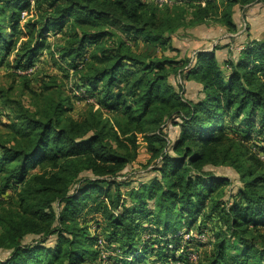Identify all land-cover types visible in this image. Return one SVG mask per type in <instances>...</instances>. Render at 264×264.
<instances>
[{"label": "trees", "instance_id": "16d2710c", "mask_svg": "<svg viewBox=\"0 0 264 264\" xmlns=\"http://www.w3.org/2000/svg\"><path fill=\"white\" fill-rule=\"evenodd\" d=\"M257 3L0 0V66L31 99L0 91L15 111L0 132V264H264V40L248 30L226 60L227 46L193 58L173 46L181 30L212 24L238 40L236 9ZM24 12L36 19L22 39ZM48 59L75 98L57 76H37ZM184 82L201 87L198 100ZM74 99L87 102L79 120ZM168 126L180 128L174 144ZM140 139L155 175L135 185L122 179ZM220 167L241 183L226 199L229 179L208 170Z\"/></svg>", "mask_w": 264, "mask_h": 264}, {"label": "rangeland", "instance_id": "374dc122", "mask_svg": "<svg viewBox=\"0 0 264 264\" xmlns=\"http://www.w3.org/2000/svg\"><path fill=\"white\" fill-rule=\"evenodd\" d=\"M34 15V12L23 13V19L21 22L22 34H20V38L23 39V37H26V30L24 26L29 20L36 19ZM235 15L240 30L238 40L231 41V36L225 31V29H223L219 24H212V26L204 25L195 29L181 30L173 40V46L180 50L181 56H188L191 58L194 57L196 52H211L218 46H227V49L219 51L217 53L220 60H226L227 58H233L234 54L232 55V53L235 52V54L238 55V53L243 49L242 43L246 41V34L248 30H250L249 33L251 34L252 39L264 40V4L257 3L245 9L237 8ZM50 40L51 42H56V38L54 37H51ZM140 51L147 54L155 52L154 49L147 48L142 44L140 45ZM167 55L171 57H176V54L173 52L167 53ZM43 58H46V56H44ZM11 61L12 56L10 57L8 62ZM38 68H41L39 70V73L37 74L38 77L41 72H46L48 74L57 76L60 80L63 81L62 83L66 85L67 91L68 93L70 91L71 97L75 98V94L73 93L72 89H70V85L68 83V80L66 79L67 71H63L56 68L54 64L50 61V59L45 60L43 65L38 64ZM183 86L185 89L186 98L198 100L201 97V87L198 84H195L193 82H184ZM32 87L34 89L40 88L38 82L32 84ZM2 90H4L5 93L6 91H9V94L7 95L8 98H11L12 100H23L27 105H31L30 96H28V94L23 91L22 83L14 76V73L8 66V63H5L4 65L0 66V91ZM86 105L87 102L74 99L73 111L70 115L76 120L81 119V117L85 114L87 110ZM14 116V109H10L4 106L3 100L0 98V132H6L5 126L6 124H10V121L14 118ZM179 134L180 128L178 127L168 126L163 129V135L165 136V138H167L169 144H174L179 138ZM140 143L141 146L139 148V158L135 164L127 168L124 175L125 177H123L122 179L123 181H134L136 182L135 185L142 181H148L155 175L151 173L153 166L149 164L151 155L148 153L146 144L143 143L142 139H140ZM208 170L211 171L216 177L229 179L230 184L225 187V199L228 198L230 193L235 194L238 188L241 186L239 176L232 168L220 167L209 168ZM8 196L14 198V190L10 191ZM12 203L15 204V202ZM86 213L87 212H85V214ZM99 216L100 215H92L87 217L89 219H94V223H90V227L93 228L95 226V220H100ZM186 239H188V236H186ZM200 239L204 243L207 241V239L203 236H201ZM206 250L210 251V248L200 249V254L201 252H205ZM109 254V252H104V258H107ZM6 256L7 253H1L0 260L5 259ZM200 256H202V254ZM105 264L110 263L106 262Z\"/></svg>", "mask_w": 264, "mask_h": 264}, {"label": "built area", "instance_id": "2783aa9c", "mask_svg": "<svg viewBox=\"0 0 264 264\" xmlns=\"http://www.w3.org/2000/svg\"><path fill=\"white\" fill-rule=\"evenodd\" d=\"M158 1H159L160 4H165V3L168 2V0H158ZM100 244H101V243H100ZM193 256H196V255H192V256H191V260H192V262H196V260H197V256H196V257H193Z\"/></svg>", "mask_w": 264, "mask_h": 264}]
</instances>
